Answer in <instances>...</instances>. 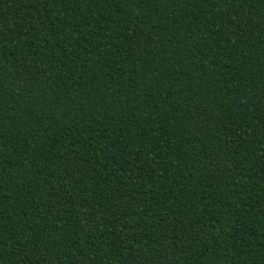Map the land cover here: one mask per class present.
Here are the masks:
<instances>
[{"label": "trees", "instance_id": "16d2710c", "mask_svg": "<svg viewBox=\"0 0 264 264\" xmlns=\"http://www.w3.org/2000/svg\"><path fill=\"white\" fill-rule=\"evenodd\" d=\"M0 264H264V0H0Z\"/></svg>", "mask_w": 264, "mask_h": 264}]
</instances>
